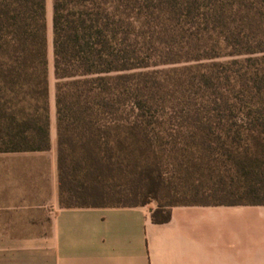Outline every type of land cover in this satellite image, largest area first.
Instances as JSON below:
<instances>
[{
  "label": "trees",
  "instance_id": "obj_1",
  "mask_svg": "<svg viewBox=\"0 0 264 264\" xmlns=\"http://www.w3.org/2000/svg\"><path fill=\"white\" fill-rule=\"evenodd\" d=\"M61 207L264 205V0H53ZM47 0H0V151L51 148Z\"/></svg>",
  "mask_w": 264,
  "mask_h": 264
},
{
  "label": "crops",
  "instance_id": "obj_2",
  "mask_svg": "<svg viewBox=\"0 0 264 264\" xmlns=\"http://www.w3.org/2000/svg\"><path fill=\"white\" fill-rule=\"evenodd\" d=\"M61 207L51 148L0 151V264H264V205Z\"/></svg>",
  "mask_w": 264,
  "mask_h": 264
},
{
  "label": "rangeland",
  "instance_id": "obj_3",
  "mask_svg": "<svg viewBox=\"0 0 264 264\" xmlns=\"http://www.w3.org/2000/svg\"><path fill=\"white\" fill-rule=\"evenodd\" d=\"M52 2L53 0H47L48 25H49V29H48L49 89H50L49 99H50L51 119L55 123L56 122V105H55L56 78L54 74V55H53V30H52L53 7H52Z\"/></svg>",
  "mask_w": 264,
  "mask_h": 264
}]
</instances>
